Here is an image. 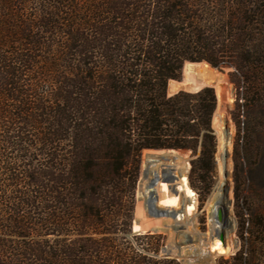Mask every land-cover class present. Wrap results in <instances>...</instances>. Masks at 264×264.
<instances>
[{"label": "trees", "instance_id": "obj_1", "mask_svg": "<svg viewBox=\"0 0 264 264\" xmlns=\"http://www.w3.org/2000/svg\"><path fill=\"white\" fill-rule=\"evenodd\" d=\"M201 61L234 68L236 212L264 241L250 197L264 198L262 164L240 117L264 114V0H0V264H181L160 255L165 235L132 225L145 150L167 149L144 158L145 195L171 201L187 177L175 149L212 170L214 88L168 92ZM253 254L243 244L233 264Z\"/></svg>", "mask_w": 264, "mask_h": 264}, {"label": "rangeland", "instance_id": "obj_2", "mask_svg": "<svg viewBox=\"0 0 264 264\" xmlns=\"http://www.w3.org/2000/svg\"><path fill=\"white\" fill-rule=\"evenodd\" d=\"M191 62V61H186ZM185 62V64H186ZM204 64L210 68L219 77V83H210L198 79L200 69ZM195 71H186L183 69L180 79H172L168 83V92L173 94L179 90L197 91L204 86L214 88L218 99V109L215 119L213 118V128L217 137V150L209 173L202 174L201 164L194 163L199 155V150L194 152L191 149H175L171 156L178 155L188 160V173L186 180L189 189L195 194L197 193V207L194 216H187L185 221L177 219L178 211L182 210L183 203L177 192L173 191L172 203L170 199L161 193L156 194L150 191L145 195V173L146 164L149 160L144 158L147 154L153 152H166L167 149H150L145 150L142 155V165L140 176L136 187V199L134 210V222H139L137 232H158L165 235V244L160 250V255H168L175 257L181 264H233V256L242 248L243 244L249 246L254 251L250 258L251 264H264V241L259 236L248 237L242 232V223L238 219L236 209V199L234 195V144L238 136V126L233 118V112L237 111V86L232 81L230 72L233 71L232 66H224L222 69L212 67L205 61L196 62ZM261 108L255 106L247 112H241V123L249 122L258 153V161L262 166L258 174L264 176V114ZM228 118V133H226L225 119ZM159 150V151H154ZM163 150V151H161ZM228 156H225V153ZM172 160L170 157L168 161ZM144 161V162H143ZM260 168V166H259ZM228 171V176L225 172ZM180 176L177 183L183 182ZM173 179L171 177H162V181ZM159 180V179H157ZM175 180V181H176ZM230 182V186L228 184ZM153 182V181H152ZM190 182V183H189ZM183 183V184H184ZM192 188H191V186ZM226 188L232 195V213H231V239L223 234V241L226 244V251L221 253L211 251L210 245L213 244L214 229L209 221V211L220 203L221 191ZM176 190V189H175ZM258 187H254L250 193L254 208L261 209L264 205V198L259 196ZM154 193V194H153ZM211 208V209H210ZM227 212L226 209H224ZM228 213V212H227ZM226 213V214H227ZM235 221V222H234ZM235 223V232H234ZM188 237V238H187ZM226 239V241H225ZM210 243V244H209ZM223 246V245H222ZM238 264L239 262L236 261Z\"/></svg>", "mask_w": 264, "mask_h": 264}, {"label": "bare ground", "instance_id": "obj_3", "mask_svg": "<svg viewBox=\"0 0 264 264\" xmlns=\"http://www.w3.org/2000/svg\"><path fill=\"white\" fill-rule=\"evenodd\" d=\"M200 79L204 80L206 82L210 83H219V77L217 74H215L210 68L204 64V67L200 69ZM225 119V124L226 120ZM183 182L177 183V180L174 181L172 184V194H174L173 191L177 192V195H179L181 199V202L183 203V206L181 207L182 210L178 211V218L179 220L185 221V218L187 216H194L196 207H197V193L195 194L189 189L187 185V181L184 183L186 180V176L181 177ZM184 183V184H183ZM190 183V182H189ZM228 184L230 186V182L228 180ZM191 185V184H190ZM176 189V190H175ZM220 203L216 205L213 210L209 211V221L214 229L213 233V244L210 245V250L211 251H217L219 253L226 251L227 247V242H230L231 239V213H232V195L231 193L224 188L221 191V196H220ZM172 203V200H171ZM171 206V204H170ZM211 209V208H210ZM224 209L227 210V212L224 211ZM218 210H222L224 212V216L221 218L217 217V212ZM227 213V214H226ZM136 230V229H135ZM225 234V236L228 238V241L226 242V245L222 244L217 237L219 234ZM188 238V237H187ZM226 241V239H225ZM210 244V243H209ZM223 245V246H222ZM225 247V248H224Z\"/></svg>", "mask_w": 264, "mask_h": 264}, {"label": "water", "instance_id": "obj_4", "mask_svg": "<svg viewBox=\"0 0 264 264\" xmlns=\"http://www.w3.org/2000/svg\"><path fill=\"white\" fill-rule=\"evenodd\" d=\"M206 63H208V62H206ZM228 121H229V120L227 119V120H226V124H225L226 133H228V127H227ZM225 156H226V157L228 156L227 150H226ZM225 175L228 176V171L225 172ZM223 216H224V212H223L222 210H218V212H217V217H218V218H221V217H223ZM132 228H133V231H135V232L138 231V230H135V229H134V223H133V225H132ZM218 236H219V238H220L221 240L223 239V234H222V233L219 234ZM222 241H223V240H222ZM223 244H224V243H223ZM224 245H226V244H224Z\"/></svg>", "mask_w": 264, "mask_h": 264}]
</instances>
